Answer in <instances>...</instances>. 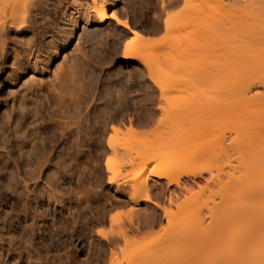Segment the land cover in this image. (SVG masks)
<instances>
[{
  "label": "rangeland",
  "instance_id": "374dc122",
  "mask_svg": "<svg viewBox=\"0 0 264 264\" xmlns=\"http://www.w3.org/2000/svg\"><path fill=\"white\" fill-rule=\"evenodd\" d=\"M107 1L108 0L105 2L108 3ZM121 1L122 2H119L118 4L117 10H119L123 21L130 22L134 30L147 31L146 33L151 37L149 44L150 48L147 53L148 61L154 62L156 60L155 57H162L160 58V65L164 69L163 81H166L167 79H169L167 81H171L170 78H172V75L175 74L177 69L180 70V76L186 74L184 72H187V75L190 74V68L187 65V56L190 51L187 52V54L184 53L185 51L183 50V54L177 47L175 48L177 50L174 49V52L172 51L174 55L170 52V48H173L175 45L177 46V43L175 42L176 39L179 37L183 38L185 32L183 30L168 31L165 28V20L168 17H182V15L188 13L186 11L191 9L192 6L198 4V2L180 0L178 4L171 5L167 7L165 11H162L160 6H158L154 0ZM235 1V6H232ZM235 1L229 8V12L231 14L233 13L231 16L232 24L235 26H237L236 21L239 20L238 11L240 9L238 10V7L240 8V6H242L241 8H244L245 10V8L248 7L252 8L250 6L253 5V7H256L257 11L260 12L259 8L261 9L262 7L258 6H264L263 3L260 4V2H264L263 0L260 2L258 0H251L253 4L249 2L250 0L247 2L245 0H240L242 4L237 2L239 0ZM254 2L256 4L259 2V4L256 6ZM246 3H249L250 6H247ZM79 5L86 7V0H57L56 6L54 5L51 6L50 9L48 8L45 11L46 14L40 20V23L38 24L37 22L35 24L34 32L13 30L7 38V40L9 39L7 42L9 47H5L4 50L0 48V124H2V122L3 124L7 123L10 115L15 119L16 122L14 121V123L16 124L17 121L22 118V113L30 114V111L33 110V113L31 112V114H36L34 118L36 123H34L35 125H31L28 130L33 129L32 131H34L36 135H41V137L44 138L43 143V139L41 138V140L39 139L40 136H37L38 142L39 140L41 142H39V145L35 143L37 148H35V153L33 152L34 155L31 153V157L29 156L30 158L21 157L24 156V154L18 155L21 151L19 149L21 145L20 140H16V143L14 141L10 144L8 143L9 148L11 147L12 150H14V159L6 156V159L8 160L6 163V166L8 165L7 170L9 169L11 174L15 173L18 176L19 168L17 169L16 166L19 165L23 176H25L29 164L31 165L32 163V166H30L32 168L29 169L28 172L32 169L34 170L33 164L35 169L36 164H40V166L42 165L43 161H45L44 153L47 152L48 149H50L48 153L50 152L49 157H51L50 162L46 164L45 169L43 170L44 181L41 182L40 189L38 190L37 188L36 192L32 194V196L35 195V198L36 196H39L40 198L45 197L44 199H40L39 205L33 197L32 200H34V202L32 201L27 208H25L26 199L22 200L18 205H15V203H13L14 201L9 197L5 199L4 208H2V210L3 214L5 212L6 214H4L5 216L2 214L4 220L2 219L3 222L2 220L0 221V264H37L36 261L40 257H43L45 260L47 259L46 261H48L47 257H49V263L52 261L50 264H53L55 259L60 258L62 262H66L68 258H73L75 256L76 260L80 262H85L87 260L92 262V260H95L96 252L98 250L107 249L103 242L106 238H117L119 242L110 247V249L114 251H111L112 254L117 257L115 260L113 256V259L117 261L116 264H131L127 262L129 259L127 261L125 260L126 255L127 258H132L131 260H133L135 255L133 261H135V263L139 262L138 260L144 259L142 257L147 254V249L149 253L152 249L154 251L161 249L160 246L167 245L170 251L174 253L175 251H178L175 246L179 245H170L171 240L174 239L175 236L178 237L186 234L192 236L193 233H199L200 238L203 236L202 239L210 241V243L201 241V243L205 245L208 244L209 247H211L210 252L208 253L210 257L204 256L205 261L208 263L209 260L215 262L219 255H228L231 252H234L236 245L238 246V243H241L240 241H244V239H250L247 241L248 243L246 242V246H249L248 248L254 250L260 248V246L264 244V234L263 232V235L258 233L261 236V238H259L255 231L257 230V227H259V224H261L260 219L262 218L257 216L254 217V215L248 216V213L246 212L250 209L251 202L247 200V197H245L246 194L243 192L246 186H252V184H254L255 179L251 176V178L248 177L244 179L242 176L245 172L250 171L254 174L255 170H253V168L256 169V167H254L255 162H253L254 159L252 156L255 151L253 146L259 147L260 145L261 147L263 141L258 135L259 132L264 130V123L255 122L254 119L247 114L248 112L245 113L243 110L233 114L227 109L218 108L215 112L210 109L214 99L217 98L222 101L221 92L223 90V79L226 75V65L224 64L228 54L227 45L231 48L229 50L233 51L230 52V55L234 58L239 54V51L237 50L238 48L236 49V46L240 45L239 42L251 43L252 40L249 38H252L253 35H255L253 34L254 32H251V35L247 34L249 35L248 38H244L243 34L237 32V28L234 25L233 26L236 29L234 31L231 29V22L228 20L229 23H226V26L222 31L224 34L221 31L219 32L221 35H224L222 36L223 38H221V36L220 38L218 37L220 34L218 36L215 35V38L213 37L214 40L212 38L211 42L203 43L206 45H200L198 47L200 48V52L195 51V53H193L194 51L192 50V54L190 53L191 57L197 56L196 59L200 58L198 57L199 54V56L202 57L206 56L204 58L205 63H207L206 65L211 66L210 72H212V76H214L213 84L211 83L212 86H209L208 83L205 84L206 82L204 83V81L200 79H198L200 80L199 82L190 80L189 78L186 80V77H183L185 83L179 87H173L170 91L162 95V92L159 90H156V93L154 92L152 83H149V73L146 68H144L145 66L143 64L141 65V62L138 60L128 62L123 58L126 42L132 41L131 39L134 38L131 30H128L129 33L127 31H125L127 32L125 33L123 30L124 28L115 31L110 27L103 28L97 27L94 24L87 25L82 17V20L80 19L79 28L76 31V36L71 44L59 53V56L54 60L52 65L47 63L45 59L49 54L48 49L50 48L49 46H51L50 42L53 40L61 41L63 37L61 31L70 27L71 18L69 16L72 13H76ZM154 6H157L156 10H154ZM233 7L235 8L234 10H236V8L238 10H236V14H238L237 16L234 14V10L231 12V8ZM84 10L86 9L81 8L80 12H83ZM263 10L264 9H261V11ZM158 24L162 29L158 34H154L153 32ZM252 24L253 22L250 25ZM262 25L264 24L262 23ZM233 26L232 28H234ZM123 34L127 36H124ZM227 42H229V44H227ZM171 43H175V45H172ZM171 45L172 47L168 48ZM117 46L121 49H118ZM201 48H203V50ZM175 51H179V53H181L180 55H183V57H179V53L178 55H175ZM84 54H86L88 58H91V60L89 59L90 62L92 61V63H89L90 65L87 61L83 60ZM208 58L211 60L208 61ZM41 59L44 62H42ZM184 63L187 64L184 65ZM84 64L87 67L83 66ZM72 65H74L75 68L71 67ZM186 67L187 69H185ZM78 69H80V71ZM56 73L68 74L75 80H79V84L77 83L76 85V95L80 94L78 97L80 98L81 96L84 101L81 100L79 103L78 98L77 103L73 99L72 103H69V101L67 102L70 106L65 104L66 107H63L65 105L62 104L60 107H55V103L50 99L51 96L48 99L47 94L49 93L48 88L49 90L52 89L49 85H53L51 83L54 82ZM129 73L132 74L133 80L130 83H126V81H128L127 75ZM144 73L145 75L142 76H145L146 78L144 77L142 80L140 77L141 74ZM32 85H37L39 88L37 86L33 87ZM32 87L34 89L36 88L34 90L36 92L31 91L33 90ZM127 91L128 93H126ZM219 91L220 95L218 94ZM129 92L134 93L133 95H129ZM51 94L52 90L48 95ZM116 94L129 95L127 96L130 98L128 101L129 104L132 103L130 102L132 98L135 100L137 99L136 101L143 102L147 109H152V103L150 100L155 96L158 100L164 102V104H162L164 105L163 107L165 110H159L157 112V117L155 118L156 121L154 120L152 124L145 128H136L131 125L126 126L124 130L125 134L129 131L133 133L130 139L128 138L127 142L128 149L131 150L128 151L130 153L127 154L126 152V154H123V152L116 155L112 152H108L101 154L102 151L99 149V153L97 152L96 154L94 146L97 142L96 138H101L102 136L103 120L106 121L108 115L110 116L120 112L117 107L119 104L117 103L118 101H116ZM25 95H28L27 101H24V98L26 97ZM28 98L31 100L28 101ZM38 98L41 99V103L38 101ZM34 99H37L36 102ZM45 99L47 100L45 101ZM74 101L76 102L77 107L81 104V110H77L78 112L75 111V114L73 111L74 109H71L75 104ZM29 102H34L38 105ZM95 102H97V105ZM24 103H28V108H31V110H23ZM87 103H90L89 106ZM30 104L32 106H30ZM132 104L130 105V112L134 113L132 110ZM186 104H189L188 106H194L193 108H196L197 110L191 115L183 112L181 108ZM33 105L36 107L35 113ZM180 106L182 107L180 108ZM61 108L64 112L71 110L74 116L77 114L80 115L81 119L84 120L85 126V128L83 127L81 130L75 127L78 130L74 128V133L71 136L65 137V139L61 138L62 136L58 133L59 131L55 133L56 135L52 134L54 132V124L63 122L64 120L62 116V121H60L61 118L58 119V116L60 117L61 115L60 112H62L60 110ZM56 109L57 113L59 112L58 116H56L57 114L54 115L56 113L54 110ZM87 113L90 115L88 116ZM18 115L21 116V118H19ZM51 119H53L54 122L51 121ZM242 121L246 123H243ZM14 123L13 125H15ZM194 123H199V126L197 124L199 129L198 132L194 128ZM94 125L97 126V131H94L96 130L94 128L91 129ZM179 125L185 129L184 133L185 131L191 130L192 133H194V130L197 133L187 138V140L178 143L177 140L179 138H177V140L175 139L176 136H178L177 128H179ZM32 126H37L38 128H31ZM4 127H8V130L6 129L7 135L12 138L11 140H14L16 135L8 133V131L11 132L9 126L6 125ZM50 128L52 129L49 131ZM41 132H46L48 136L46 133H44L45 135H42ZM78 132H82L81 135L78 134ZM253 133H255V135ZM0 135V143L2 142L3 144L6 138H2V132H0ZM54 136H57V138L55 139ZM250 136L253 138L251 140L256 146L253 144L248 146L250 144L248 141ZM17 137L15 139H18ZM106 137L108 139V135ZM246 137H248V139H246ZM117 140H119L118 143L122 142L121 137H118ZM106 141L107 140L104 141L105 145L107 143ZM35 142H37V140ZM174 143H178L181 146L177 148L178 144H175L174 147L176 146V149L173 147ZM74 145H77L76 148ZM15 146L18 148H13ZM29 147L30 145L26 148L30 151V148L33 146L31 145V147ZM151 148H153V150L148 152H153L155 154H148L147 152L145 154H148V156L143 154L145 157L142 156L139 158L140 154L138 153H140L141 150ZM156 148L162 150L161 152L163 154L160 153L158 155V150ZM165 148L166 150H164ZM28 149L25 150L28 151ZM25 150L24 152H26ZM30 152H32V150ZM51 152L53 153L51 154ZM191 152L196 156L195 160L191 159V161L185 159L176 162L179 157L186 156ZM143 157L145 159H143ZM147 159H149V161ZM27 160L32 162L30 163L28 161V163ZM145 160L149 162L147 165L148 167L145 169L146 173L153 167H155V169L158 167L160 170H163V172L159 177L151 176L152 179L150 177V180L146 184L151 194V200L149 202L140 201L136 205L134 202H131L129 198L130 194L128 192H130V186L129 189L126 187L131 185V182L133 183L135 180L133 179L135 178L134 176H139L142 173L139 166ZM107 162L113 165V173L115 175L111 173L108 177L109 174L106 167ZM145 171H143V173H145ZM134 172L136 174H134ZM126 173L129 175H127L128 177L125 175ZM15 174L12 175L17 179ZM113 175L117 178L118 176L120 177L118 178L120 180L118 183H121L122 185H116L117 187L120 185L118 188L119 190L115 188V185L111 186L108 182L111 177H114ZM130 176L133 180L130 179ZM121 178L125 180L123 181ZM126 178L128 181H126ZM126 182L130 184L127 185ZM46 184L48 186H46ZM32 189H35V187H32ZM19 190L22 191V188H19ZM37 192L39 195H37ZM239 193L241 195H239ZM228 194L232 196L230 212L223 217L215 215L214 208L217 204L222 202L226 195L228 197ZM25 209L29 210L31 217H24L25 213H22V216L20 211L22 210L24 212ZM9 210L11 218L10 216L6 217L7 213L9 214ZM16 210H18L17 213L20 212V214H17L20 218L16 215ZM39 211H42L41 213L43 214L45 213L42 217L44 221L41 217H36L38 216L37 214ZM34 212H37L36 216L33 215L35 214ZM34 216L37 221L33 219ZM201 220L205 222V226L203 230H198V224ZM31 225L33 226L31 227ZM262 227H264V222ZM10 230L16 231L15 237H17L14 240L15 242L13 241V238H11L12 231ZM247 235H249V237L251 236V238L257 235L256 237L258 238L254 237L251 239L248 238ZM221 236H226L227 239H229V242L225 244L218 243L216 245L215 239ZM90 242L93 243V246L88 247ZM234 242L236 244H234ZM201 243L199 246L203 245ZM42 245L49 246V251L45 249L48 247H43ZM75 245L79 247V250L77 249L78 253L76 252V254L74 253L76 248ZM179 247L186 248V251L184 250L182 252V256H185L184 258H186V254L188 253L187 249L191 247ZM166 249L168 248L163 249L162 247L161 251H157L158 255L160 252L166 251ZM134 251L136 252L134 253ZM111 252L109 250V257H112L110 256ZM131 252H133V255L130 254ZM71 253H74V255ZM115 253H117V255ZM29 254L33 256L30 263L29 260H27V255ZM128 254L131 257H129ZM174 254L177 256L179 253ZM155 257L149 260L152 262ZM170 258V260L169 257L167 258L169 264H178V260L181 259L179 257L175 258V256ZM171 260H173V262ZM121 261L123 262L121 263ZM158 261H160V259ZM158 263L159 262H157V264ZM142 264H150V261L149 263L148 261L142 262ZM153 264H155L154 261ZM160 264L167 263L163 261Z\"/></svg>",
  "mask_w": 264,
  "mask_h": 264
},
{
  "label": "bare ground",
  "instance_id": "6f19581e",
  "mask_svg": "<svg viewBox=\"0 0 264 264\" xmlns=\"http://www.w3.org/2000/svg\"><path fill=\"white\" fill-rule=\"evenodd\" d=\"M105 1L106 0H86V3H87L86 7L83 6V5H79L78 8H77L78 10H76V13L70 14V16H69L71 18L70 27L68 26L69 28L66 29V30L62 29L63 31H61V34H62L63 37H62L61 41H54L53 40V41L50 42L51 46H49L50 48L48 49L49 50V54L47 55V57L45 59L49 65H52L54 60L59 56V53H61V51L63 49H65V47L70 45L71 42L74 40V38L76 36V31L79 28L80 19L83 17L84 18V22L87 25L94 24L97 27H103V28L104 27H110V28L114 29L115 31L120 30V28H122V29L124 28L123 29L124 32L125 31L128 32V30H131L132 34L134 35V38L131 39L132 41L126 42V44L124 46V53H123L124 57L123 58L126 61H128V62H132V61L138 60L139 62H141V65L143 64L145 66L144 68H146V70L149 73V79H150L149 83H152L155 93H156V90H159L160 92H162V95H163L166 92L170 91L173 87L174 88L175 87H179L180 85L185 83V81H183L185 77H186V80L188 78L190 80L199 81V82H200V80H203L204 83L206 82L205 84L208 83L209 86H212L211 83L213 84L214 76H212V72H210L211 66L210 65H206L207 63H205V59L204 58L206 56L203 55L204 57H202V56H199L200 55L199 54L198 57H200V58L196 59L197 56L191 57L190 53H191L192 50L194 51L193 53H195V51L196 52L197 51L200 52V48H198V47L200 45L201 46L202 45H206V44H203V43L211 42L212 41L211 39L215 35L218 36L220 34L218 37L220 38V36H221V38H223L222 36H224V35H221V33H219V32L220 31L222 32L224 30L225 26H226V23H229V21H230L231 22V24H230L231 29H233V31H234L237 28L236 29L237 32H240L241 34H243L244 38H248L249 35H247V34H250L251 32H254L253 34H255V35H253V37H252L253 39L251 37L249 38V39L252 40L251 43L239 42L240 43V45H238L239 47L236 46V49L238 48L237 50L239 51L238 52L239 54H238V56L236 55L234 58H232L231 55H230V52H233V51L229 50L231 48H229V46L227 45V49H228L227 53L228 54H227V57L225 59V64H224V65H226V67H225L226 75H225V78L223 77L224 78L223 79L224 82L222 84L223 85L222 86L223 90L221 92L222 93V96H221L222 97V101L217 99V98H216L217 100L214 99V101H212V107L210 109L213 110V112L217 111L218 108L225 109V110L227 109V110L231 111L233 114L234 113H238L240 110H243V112H245V113L248 112L247 114H249L254 119L255 122L264 123V25H262V23L264 24V10L261 11V9H264L263 5L262 6H260V5L258 6V7H262L261 9L259 8L260 12L257 11L256 7L254 8L253 5L250 6L249 3L248 4L246 3L247 6L249 5L252 8L248 7L249 9L245 8V10H244V8H241L242 6L239 5L240 8L238 7V10L239 9L240 10L238 11L237 8H236V10L238 11V14H239V18H238L239 20L236 21L237 26H235L234 24H232V21H231V16H232L233 13L231 14L229 12V8H230V6L232 5V3L235 0L234 1L233 0H190V1H193V2H196V3L198 2V4L192 6L191 9L186 11V12H188L187 14L182 15V17L180 16L179 18H177V17H168L165 20V28L168 31H171V30H183L185 32V36L183 35L184 36L183 38L179 37V38L176 39L175 42L177 43V46L175 45V43L174 44L171 43L172 45H175L176 47L173 46V48H170V47H172V45H171L168 48L171 49L170 52L173 55H174V53H173L174 49L177 48V47H178V50H181L180 52H182V53H183V50L185 51L184 53H187V52L190 51L189 55L187 56L188 64L184 63V65L187 64L188 67L190 68L189 69L190 74L187 75V72L183 71L186 74H182L181 73L183 76L182 75L180 76V73H179L180 70L177 69L176 72L174 71L175 74L172 75V78H170L171 81H167L169 79H167L166 81H163L164 80L163 79L164 69L160 65V58H162V57L158 58V57L154 56L155 59H156L154 62L148 61V58H147V56H148L147 53H148L149 48H150L149 44H150V38H151L149 36V34L146 33L147 31L145 32V31H140V30H134L132 28V25H131L130 22L123 21L119 10H117L119 2H122L121 0H108L107 1L108 3H106ZM245 1L247 2L248 0H245ZM258 1L260 2L261 0H258ZM56 2H57V0H0V48L2 50H4L5 47L8 46L7 42L9 41V39L7 40V38H8V36L10 35V33L13 30H21V32H34L35 24L37 22H38V24L40 23V20L46 14L45 11L48 8L50 9L51 6H54V5L56 6ZM154 2L157 3L158 6H160L162 11L163 10L165 11V9L167 7H169L171 5L178 4L180 2V0H154ZM237 2L241 3L240 0L237 1ZM249 2L252 3L251 0ZM259 2L257 4L254 2V4L257 6L259 4ZM262 3L264 4V2H260V4H262ZM235 4H236V1H235V3L232 6H235ZM244 4H243V6H244ZM81 8H85L86 10H84L83 12H80ZM156 9H157V6L154 8V10H156ZM231 9H232L231 12H233V10L235 8L233 7ZM236 10H234V12H235L234 14L237 16L238 14H236V12H237ZM251 21L253 22V24H252L253 26L250 25L252 23ZM249 22H250V24H249ZM232 26L234 28H232ZM59 29H60V27H59ZM161 29H162L161 26L158 24L156 26V28H155L153 33L154 34H158L161 31ZM123 30H122V32H123ZM127 32H125V33H127ZM222 33L224 34V32H222ZM123 35L127 36L125 34H123ZM124 38H126V37H124ZM214 38H213V40H214ZM227 44H229V42H227ZM119 46H117V48L121 49L122 47L120 46L121 47L120 48ZM230 47H231V45H230ZM197 48H198V50H197ZM118 49H117V51H118ZM201 49L203 50V48H201ZM236 49H235V51H236ZM175 50H177V49H175ZM119 52H120V50H119ZM176 52L177 51H175V55L176 54L178 55L179 51L177 53ZM172 54H170V55H172ZM180 54L181 53H179V57L180 56L183 57V55H180ZM196 54H198V53H196ZM28 56H29V54H28ZM83 58H84L83 60L87 61L88 64L92 63V61L90 62L91 58H88V56L86 54L83 55ZM209 60H211V59L208 58V61ZM41 61H42V59H41ZM42 62H44V61H42ZM182 64H183V62H182ZM24 65H25V63H24ZM184 65H182V66H184ZM83 66H85V64ZM71 67H74V65H72ZM85 67H87V66H85ZM80 69H78V70L80 71ZM185 69H187V67ZM223 69H224V67H223ZM72 70H74V69H72ZM142 75H145V73L141 74V77H140L143 80V78L145 76H142ZM178 75H179V77H178ZM127 78H128V81H126V83L127 82H129V83L132 82V80H133L132 78L133 77H132L131 73H129L127 75ZM54 79H55L54 82L51 83L53 85H49V86H51L50 88H52L51 89L52 90V94L48 95L50 93V91H51L48 88L49 93L47 94V96H48L47 98L49 99V97L51 96L50 99H51V101H53L55 103L54 104L55 107H58V106L60 107V105L62 106V104L63 105L66 104V105L70 106V104H68L67 102L69 101V103L70 102L72 103L73 99L77 103H78V101L80 103L81 100H83L81 98V96H80V98L78 97L80 94L76 95V85H77L79 80H75L72 76H70L68 74H64V73H56ZM198 79H200V80H198ZM203 81H201V82H203ZM146 85L148 86L147 83H146ZM32 86L36 87L37 85L36 86L32 85ZM87 86H88V84H87ZM35 89L33 88V90H31V91L33 92ZM31 91H29V92H31ZM34 92H36V91H34ZM126 93H128V91ZM133 93L134 92H131L129 95H131V94L133 95ZM218 94L220 95V91H219ZM37 95H39V94H37ZM120 95H117L119 97L116 96V98H117L116 101H118L117 103L119 104L117 107L120 110V112L118 114H112L110 116L108 115V119H106V121L103 120L104 123L102 122L103 123V125H102L103 133H102L101 138H96L97 142H96V145L94 146V151H95L96 154H97V152L99 153V149L102 151L101 154H105V153H108V152H112V153H114L116 155H118L120 153H123V152H124L123 154H126V152H127V154L130 153L128 151H131V150L128 149L129 147L127 146V142H128V138L130 139V137H131V135H133V133L129 131V132H127V134H125L124 130H125L126 126L127 125H131V126L136 127V128H145L148 125L153 123V121L157 117V112L159 110H161V111L165 110V108L163 107L164 106L163 105L164 102H162L161 100H158L155 96L152 98V100H150V102L152 103V105H151L152 109H147L143 102L136 101L137 99L135 100V99L132 98L130 102H132L133 104L132 103L129 104L128 101L130 100V98L127 97L129 95H127V96L124 95V94H122L121 96ZM25 96L26 97L24 98V101L25 100L27 101L28 95H25ZM29 96H31V95H29ZM110 96H111V94H110ZM31 98H33V97H31ZM78 98H79V100L77 101ZM30 100L28 98V101H30ZM36 100H35V102H36ZM40 100L41 99L38 98L39 102H40ZM46 100L47 99H45V101ZM38 101H37V103H38ZM45 101H43V102H45ZM43 102H42V104H43ZM76 102L74 104L75 108H74V106H73V108H71L72 110L74 109L73 110L74 114H75V111L78 112V111L81 110V104H80V106H78L79 107L78 108L76 106ZM29 103H31V102H29ZM33 103H31V104H33ZM37 103H34V104H37ZM96 103L97 102H95V104ZM31 104H30V106H32ZM89 104H88V106H89ZM131 104L133 106L132 110L134 111V113L130 112V107H131L130 105ZM66 105L63 106V107H66ZM91 105H92V103H91ZM188 105L187 104L183 105V107L180 106V108L182 107L181 110L183 112H186V113L191 115L197 109L193 108L194 106H188ZM184 106H186V107H184ZM117 107H116V109H117ZM155 107H156V109H155ZM33 108H34V113H35V108L36 107L34 106ZM62 108L60 109L62 111V112H60L61 115L59 114L60 117L58 116L59 112L57 113V109L54 110L56 112L54 115L57 114L56 116H58V119H60L61 116H62V118H64V120H63V122H58V123L54 124V127H53L54 132L52 134L56 135L55 133L59 131L58 133H60L61 136H62V137L61 136L60 137L62 139H65V137L71 136L74 133V128L75 127L79 128L81 130V129H83V127L85 128V126H84V120L81 119L80 115L77 114L78 117H77V115L74 116V114H72L71 110H67V108H66L67 111L64 112V110H62ZM86 108H88V107H86ZM26 109L31 110V108H28V103L27 104L24 103V105H23V110H26ZM37 111H38V109H37ZM58 111H59V109H58ZM31 112L33 113V110L30 111V114L29 113H22L23 114L22 118H21V116L18 115L19 118H21V119L18 120L16 124L14 123L15 119L11 115L9 116V120L7 119L8 120L7 123L3 124V122H2V124H0V132H2V136H3L2 138H4V137L6 138V139L4 138L5 140H4L3 144H2V142L0 143V221L2 219L4 220L3 217L5 216L4 214H6V212L3 214L2 208H4L5 199H7V197L11 198L14 201L13 203H15V205L20 204L22 202V200L26 199V205L24 204L25 208H27L29 206V204L32 203V201L34 202V200H32V197L35 198L34 197L35 195L32 196V194L36 192L37 188H38V190L40 189L39 187L41 185V182L44 181V179H43V174H44L43 170L45 169L46 164L48 162H50V158H51V157H49L50 156V152L48 153V151L50 149H48L47 152L44 151L45 152L44 153L45 161H43L42 165L40 166V164L37 165L35 163L36 164V169H35V166L33 164L34 170L32 169L29 172H28V170L32 168V167H30V166H32V163H31L32 161L30 162V160H27V162L29 161L31 163V165L30 164L29 165L26 164V165H28L27 166L28 170H27V173H26L25 176H23V173L21 172V168H20L19 165L16 166L17 169L19 168L18 176L15 173H12V174H15L17 176V179H16V177L14 175H12L10 173L9 169H8L9 172L7 170V168H8L7 166L8 165L6 166V163H7L8 160L6 159V156L12 159L13 158V153H14L13 152L14 150H12L11 147L9 148L8 143L10 144V143H12V141H14L16 143V140H18V141L20 140V144H21L20 147L16 144L19 147V149L21 150L18 155H23L24 154V156H21V157L28 158L29 156L31 157V153H33L35 151V148H37L36 144L39 145V142H41L40 140L38 142V139H37L38 138L37 136H40L39 139H41L42 138L41 135H38V134L36 135V133H34V131H32L33 129L28 130V129H30L31 125H35L34 123H36V121L34 119L36 114H31ZM87 115H88V113H87ZM194 116H196V115H194ZM62 118H61L60 121H62ZM98 118H96V119H98ZM51 121L54 122L53 119H51ZM13 123L15 125H13ZM199 123H196V124L194 123L196 125V127L194 125V128H195V130L197 132L199 130L198 127H197V124L199 126ZM243 123H246V122H243ZM2 125L9 126V130L11 132L8 131V133L15 134L16 135L15 138L18 136L17 137L18 139H15L13 137L14 140H11L12 138L7 135V130H8L7 128L8 127H4ZM177 126H176V128H177ZM12 127L13 128L15 127L14 130H13ZM34 127L36 128L37 126H34ZM34 127L32 126L31 128H34ZM43 127H42V129H43ZM92 128L96 129L94 131H97V126L96 125L91 127V129ZM51 129L52 128H50L49 131ZM76 130H78V129H76ZM184 130L185 129L183 127H181L180 125H179V128H177V131H178L177 135L178 136H176L175 140H177V138H179L177 140L178 143L181 142V141L187 140V138H189V137H191V136H193L194 134L197 133V132H195V130L193 131L194 133H192V130L191 131H185V133H184ZM36 131H38V130H36ZM30 132H32V133H30ZM37 133H39V132H37ZM44 133H46V132H44ZM44 133H42V135H45ZM47 133H48V131H47ZM81 133L82 132H78V134H80V135H81ZM253 134L255 135V133H253ZM107 135H108V139L106 137ZM47 136H48V134H47ZM52 136H51V139H52ZM258 136L263 141L262 144L259 143V144H261V147H260V145L258 147L255 144H253V142L251 140L253 138H251V136H250L249 139H248V137H246V139H248V141L250 142V144L248 143L249 144L248 146H250L251 144L255 145L256 147L253 146V148L255 149V151L258 149L257 150L258 152L254 151L253 155H252L253 159H254L253 162H255V166L254 167H256V169L253 168V170H255L254 174L251 173V171H250L251 169H250L249 170L250 172H245L244 171L245 173L243 172L244 175L242 173V175H243L242 177H244V179L248 178V177L249 178L252 177L253 179H255L254 184H252V186L251 185L246 186L244 188L243 192H244V194H246L245 197H247V200H249L251 202V205L249 204L250 205V209L248 210V212H246V213H248V216L249 215L250 216L254 215V217L257 216L259 218H262V219H260L261 220V224H259V227H257V230L255 231V233H257V234L259 233V234L263 235L264 234V227H262V226H263V222H264V130L259 132ZM54 137H55V139L57 138V136H54ZM118 137H121V140H122L121 143H118L119 142V140H117ZM0 138H1V135H0ZM42 139L41 140L44 143V138H42ZM62 139H61V141H62ZM36 140H37V142H35ZM76 140H77V138H76ZM79 140H81V139H79ZM105 140H107L106 141L107 142L106 145H105V142H104ZM43 143H40V144H43ZM175 144L176 143L173 144V147H174ZM29 145H30V147H31V145L33 146L32 148L29 147L30 151L32 150V152H30L29 149L26 148ZM40 146H38V147H40ZM76 146H75V148H76ZM180 146L181 145L178 144L177 148H179ZM18 147L15 146L13 148H18ZM174 148H176V146ZM25 149H28V151L25 150ZM77 149H78V147H77ZM24 150L26 152H24ZM37 150H39V149H37ZM74 150H76V149H74ZM152 150H153V148L146 149V150H141V152L138 153V154H140L139 158H141L144 155L148 156L149 153L155 154L153 152H148V151H152ZM157 150H158V152L157 151L156 152L158 153V155L160 153H162L161 152L162 150H159V149H157ZM164 150H166V148ZM36 152H38V151H36ZM147 152H148V154H145ZM34 153H33V155H34ZM52 153L53 152H51V154ZM144 157H143V159H145ZM195 157L196 156L194 155V153L191 152L190 154H188L186 156L179 157L176 160V162L177 161H182V160H185V159L195 160ZM147 160L149 161V159H147ZM147 160L143 161L140 164L139 169H140V171H142V173L139 176L138 175L134 176L135 178H133V179H135V180L133 181V183L131 182V185H128L130 183L126 182L127 185H128L126 188L129 189V186H130V192H128L130 194L129 198H130L131 202H134V204H136V205L140 201H144V202L148 201L149 202L151 200L150 199V195L151 194H150V191H149V189H148L146 184L150 180L151 176L152 177H157V176L159 177V175L163 172V170H160L158 167H156V169H155V167H153L154 169L151 168L153 170L150 169L151 170V171L149 170L150 173L147 171V173H148L147 174L146 171H145V169H146V167H148L147 165L149 163ZM38 161H39V159H38ZM63 164H65V163H63ZM37 166H40V167H37ZM167 166H165V167H167ZM58 167H59V165H58ZM106 167H107V171H108V174H109L108 177H109L110 174L113 173L114 168H113V165H111L109 162H107ZM18 171H17V173H18ZM143 171H145L146 174L143 173ZM134 174H136V173L134 172ZM125 175L127 176L128 174L126 173ZM152 177H151V179H152ZM118 178H120V177L118 176ZM118 178L115 177V176L111 177L109 179L110 181H108L109 184L111 186L112 185L116 186L117 184L122 185L121 183H118V181L120 182V180ZM130 179H131V176H130ZM133 179H131V180H133ZM122 180L124 181L125 179H122ZM126 181H128L127 178H126ZM120 185H119V187H120ZM46 186H48V185L46 184ZM117 186L115 188H117V190H119L118 189L119 187H117ZM125 186H126V184H125ZM32 187H35V189H32ZM121 187H124V186H121ZM19 188H22V191H20ZM120 189H122V188H120ZM234 189H235V187H234ZM44 190H46V189H44ZM123 193H124V191H123ZM37 195H39V193ZM239 195H241V194L239 193ZM40 196H41V193H40ZM45 196H46V194H45ZM231 197L232 196L229 195V194H228V197L226 195V197L223 198L222 202L220 204L216 205V207L214 208L215 215H217V216L220 215L221 217H223V216H226L230 212V210H231V202H232V200H231L232 198ZM41 198L39 196H36V198H35V201L37 202L38 205L40 204V199ZM44 198H42V199H44ZM37 210H34V211H37ZM17 211L18 210H16V212H15L16 215L20 214V212H21V214L25 213L24 217H26V218H28L30 216L28 209H25L24 212L21 210L19 213H17ZM7 212H8V210H7ZM39 212L37 214L38 216H36L37 212H34L35 214H33V215H35L36 217H39V218L41 217L42 218L45 213L43 214V213H41L42 212L41 211L40 214H39ZM2 214L4 216H2ZM12 214H13V212H12ZM23 214H22V216H23ZM8 216H10V218H11L10 210H9V214L7 213L6 217H8ZM17 216L19 217V215H17ZM35 216L33 218L34 220H36ZM44 218H45V216H44ZM3 220H2V222H3ZM42 220H43V218H42ZM203 222L204 221H202V220L199 222L198 230H203V228L205 226V222L204 223ZM31 224H33V223H31ZM32 226L33 225H31V227ZM213 227H214V225H213ZM10 231H12L11 232L12 234L11 233L10 234H11V238H13V241H14L15 238L17 237V236L15 237L16 231L15 230H10ZM262 232H263V234H262ZM27 234H30V233H27ZM259 234H258V237L261 238V236ZM186 235H188V234H186ZM186 235L178 236V237L175 236V238L171 240L170 245L174 244V245H179V246H184V247L185 246H187V247L190 246L191 248L187 249L188 250L187 251L188 253L186 254V258L187 259L184 258L185 256L184 257L182 256V252L184 250L186 251V248L175 246L176 250H178V251H175L174 253H179L176 256L172 251H170L169 247L166 245L167 247L166 246H160L161 249H158L156 251H154L152 249L151 252H149V253H148V249H147V252H146L147 254L144 255V257H142L144 259H140V260H138L140 263L139 262H136V263L137 264H142V262L148 261V263H149V261H150V264H153V261H154L155 264H157V262H159L158 264H160L161 262L164 261L165 263L169 264V262L167 261V258L169 257V260H170L171 259L170 257H174L175 256V258L176 257L181 258V259L178 260V264H181V263H184V264H209V263L210 264H264V244H262L260 246V248H258L257 250H254V249L248 248L249 246H246V244L248 243L247 241L250 240V239H244L245 242L242 240V241H240L241 243H238V246L236 245L237 248L236 247H235L236 249L234 248V252H231L228 255H219L216 258V261L214 260L215 262H211L209 260V263H208V262L205 261L204 256L210 257V255L208 253L210 252V248L211 247H209L208 244L205 245V244L201 243V241L208 242V243H210V241L209 240L207 241V239H206V241H205V239H202L203 236H202V238H200L199 233H193L192 236H189V235L186 236ZM247 236H248V238H251V236L250 237H249V235H247ZM256 236H253V238L256 237ZM125 237H127V236H125ZM125 237H123V238H125ZM258 237H256V238H258ZM253 238H251V239H253ZM17 239H16V241H17ZM21 239H22V237H21ZM103 242H104V246H106L107 249L98 250L96 252V258H95V260H92V262H89L88 260L85 261V262L84 261L80 262V261L76 260V258H75L76 256L75 257L72 256L73 258H68L67 257L68 260L66 262H62L60 258L59 259H55V261L53 260L54 261L53 264H116L117 261H115V260L117 259V257L112 254V252H114V251H112L110 249V247L112 245H114V244L115 245L117 244V242H118L117 238H115V239L106 238V239H104ZM228 242H229V239H227L226 236L225 237L224 236L217 237L215 239L216 245L218 243H224L225 244V243H228ZM200 243L203 244L204 246L203 245H202L203 247L199 246ZM101 244H102V242H101ZM234 244H236V243L234 242ZM45 246H43V247H45ZM91 246H93L92 242H90L88 244V247H91ZM46 247H48V248H45V249H47V251H49V246H46ZM162 247H163V249L168 248L169 250L166 249V251L160 252L159 253L160 256H159L158 252L162 250ZM77 249L79 250V247L76 246L75 252H74L75 254L77 252ZM109 250H110V252L112 251L110 253V256H112V257H109ZM135 252L136 251H134V253ZM74 253L73 254L71 253V254L74 255ZM154 253L156 255H158L159 257L156 256ZM166 253H168L169 255L166 254ZM37 254H38V251H37ZM115 254L117 255V253H115ZM130 254L133 255V252H131ZM32 255H34V254H32ZM113 256H114L115 260L113 259ZM128 256H129V254H128ZM125 257H126V259L125 258L124 259L126 261L129 259V261H127L128 263H131V264L135 263V261H133L135 255L133 257V260H131L132 258L131 259L127 258V255ZM129 257H131V256H129ZM154 257H155V259L152 260V262H151V260H149V259H151V258L153 259ZM32 258H33V256H31L30 254L27 255V260H29V263H30V260H32ZM47 258H48V261H46L47 259L45 260V259H43V257L42 258L40 257L36 261V263L37 264H50L52 261L49 263V257H47ZM183 258H184L185 262H184ZM159 259H160L161 262L158 261ZM118 261H119V259H118ZM123 261H121V263ZM171 261L173 262V260H171ZM179 261H181V262H179Z\"/></svg>",
  "mask_w": 264,
  "mask_h": 264
}]
</instances>
